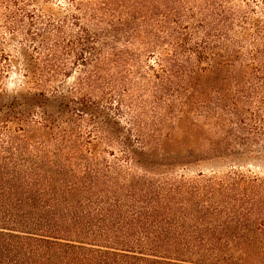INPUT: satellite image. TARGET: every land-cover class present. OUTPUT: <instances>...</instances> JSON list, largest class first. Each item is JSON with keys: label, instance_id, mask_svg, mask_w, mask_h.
I'll use <instances>...</instances> for the list:
<instances>
[{"label": "trees", "instance_id": "obj_1", "mask_svg": "<svg viewBox=\"0 0 264 264\" xmlns=\"http://www.w3.org/2000/svg\"><path fill=\"white\" fill-rule=\"evenodd\" d=\"M255 168L264 0H0V264H264Z\"/></svg>", "mask_w": 264, "mask_h": 264}, {"label": "rangeland", "instance_id": "obj_2", "mask_svg": "<svg viewBox=\"0 0 264 264\" xmlns=\"http://www.w3.org/2000/svg\"><path fill=\"white\" fill-rule=\"evenodd\" d=\"M16 79H17L16 75H12V77L9 80L11 87H13V84L16 81ZM254 170H256V172H260V173H263L264 172L263 168H255Z\"/></svg>", "mask_w": 264, "mask_h": 264}]
</instances>
